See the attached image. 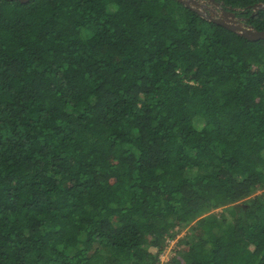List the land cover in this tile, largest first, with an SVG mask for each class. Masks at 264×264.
Segmentation results:
<instances>
[{"label": "trees", "instance_id": "trees-1", "mask_svg": "<svg viewBox=\"0 0 264 264\" xmlns=\"http://www.w3.org/2000/svg\"><path fill=\"white\" fill-rule=\"evenodd\" d=\"M215 1L264 31V0ZM0 264H264V39L180 0H0Z\"/></svg>", "mask_w": 264, "mask_h": 264}, {"label": "water", "instance_id": "water-1", "mask_svg": "<svg viewBox=\"0 0 264 264\" xmlns=\"http://www.w3.org/2000/svg\"><path fill=\"white\" fill-rule=\"evenodd\" d=\"M20 1L26 2L28 0H20ZM180 1L183 2L186 6L196 10L206 19L217 22L229 28L230 30L238 33L239 35L244 36L249 40L264 39V31H260L255 27H253L252 25L246 23L244 20L238 18L237 14L234 11L221 8V12L219 13L220 17H215L213 14H208L205 11L200 10L199 7H201L202 5L199 4L198 0H180ZM209 1L215 5L219 4L215 0H209ZM260 7H264V4L259 3L254 6L255 10L259 9Z\"/></svg>", "mask_w": 264, "mask_h": 264}, {"label": "rangeland", "instance_id": "rangeland-1", "mask_svg": "<svg viewBox=\"0 0 264 264\" xmlns=\"http://www.w3.org/2000/svg\"><path fill=\"white\" fill-rule=\"evenodd\" d=\"M198 2L200 5H202L201 7H199L200 9H203L208 14L212 13L214 16L220 17L219 10L213 5H210L211 3L206 2V0H198ZM185 233L186 231L181 232L180 235H178L175 239H172V242L170 243L168 248L166 246L164 252L160 255L161 261H163V263L167 262V260H170L173 256L176 255V249L179 248V246L176 245L177 239H179V236L182 237L183 235H185Z\"/></svg>", "mask_w": 264, "mask_h": 264}, {"label": "flooded vegetation", "instance_id": "flooded-vegetation-1", "mask_svg": "<svg viewBox=\"0 0 264 264\" xmlns=\"http://www.w3.org/2000/svg\"><path fill=\"white\" fill-rule=\"evenodd\" d=\"M206 2H208V3H211L209 0H206ZM219 4L218 5H215V4H213V3H211L210 5H213L215 8H217L218 10H219V12H221V8H225V6H224V4L223 3H221V2H218ZM225 9H227V8H225ZM200 10H203V9H200ZM227 10H231V11H234L236 14H237V16H238V18H240V19H242V20H244L246 23H248L247 21V19H248V17H246V16H242V15H239V13H242L241 12V10H239V9H233V8H228ZM204 11V10H203ZM206 12V11H205ZM208 12H210V11H208ZM209 14H212V13H209ZM215 17H217V16H215Z\"/></svg>", "mask_w": 264, "mask_h": 264}]
</instances>
